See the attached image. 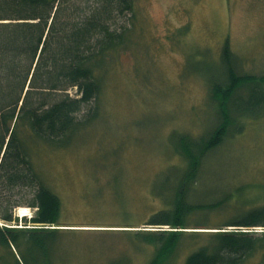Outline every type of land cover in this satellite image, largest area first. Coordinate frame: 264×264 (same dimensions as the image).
I'll return each instance as SVG.
<instances>
[{
  "label": "rangeland",
  "instance_id": "374dc122",
  "mask_svg": "<svg viewBox=\"0 0 264 264\" xmlns=\"http://www.w3.org/2000/svg\"><path fill=\"white\" fill-rule=\"evenodd\" d=\"M128 20L125 50L97 70L96 119L64 145L40 143L34 152L37 169L61 200L62 230L50 263L41 264H146L154 248L135 243L130 231L157 229L146 223L173 198L187 167L172 146L173 133L205 137L220 123L209 88L224 81L226 41L239 74H264V0H134ZM239 95L245 114L230 108L235 123L189 196L195 203L227 200L228 208L205 215L212 228L264 204V104L250 107L245 90ZM165 175L170 181L159 196L153 188ZM33 213L29 208L27 218ZM193 244L184 238L169 264H184Z\"/></svg>",
  "mask_w": 264,
  "mask_h": 264
},
{
  "label": "trees",
  "instance_id": "16d2710c",
  "mask_svg": "<svg viewBox=\"0 0 264 264\" xmlns=\"http://www.w3.org/2000/svg\"><path fill=\"white\" fill-rule=\"evenodd\" d=\"M133 10L134 0H0V264L50 263L62 230L61 200L37 169L34 152L40 143L64 145L96 119L97 70L125 50ZM221 59L224 81L209 88L220 123L205 137L173 133L172 146L187 167L175 175L173 198L146 223L157 229L130 231L135 243L154 248L146 264H169L186 237L194 244L184 264H264V204L231 213L212 228L205 215L228 208L227 200H189L208 156L235 123L230 108L245 114L239 93L245 90L250 107L264 104V74H239L228 40ZM169 181L170 175L162 177L153 193L164 194ZM20 207L34 213L19 219Z\"/></svg>",
  "mask_w": 264,
  "mask_h": 264
},
{
  "label": "bare ground",
  "instance_id": "6f19581e",
  "mask_svg": "<svg viewBox=\"0 0 264 264\" xmlns=\"http://www.w3.org/2000/svg\"><path fill=\"white\" fill-rule=\"evenodd\" d=\"M28 213H29V208L26 207L19 208V216H28Z\"/></svg>",
  "mask_w": 264,
  "mask_h": 264
}]
</instances>
